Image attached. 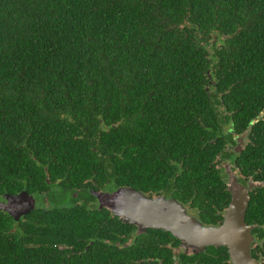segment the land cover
I'll use <instances>...</instances> for the list:
<instances>
[{"label":"trees","instance_id":"obj_1","mask_svg":"<svg viewBox=\"0 0 264 264\" xmlns=\"http://www.w3.org/2000/svg\"><path fill=\"white\" fill-rule=\"evenodd\" d=\"M227 167L264 179V0H0V196L53 203L0 210V264H132L77 199L152 187L217 224Z\"/></svg>","mask_w":264,"mask_h":264},{"label":"water","instance_id":"obj_2","mask_svg":"<svg viewBox=\"0 0 264 264\" xmlns=\"http://www.w3.org/2000/svg\"><path fill=\"white\" fill-rule=\"evenodd\" d=\"M243 146L244 138L240 137L235 152L240 153ZM235 173L227 167L232 200L221 226L206 227L190 216L186 207L177 200L165 196L150 198L131 187H121L113 193H93L99 198L101 208H107L122 221L138 226L139 232L148 228L161 229L180 239L186 251H202L209 246L226 247L233 264H259L251 256L253 236L251 227L245 222L249 190L255 184L249 182L248 187L240 184ZM34 208L35 200L26 191L0 196V210L16 221Z\"/></svg>","mask_w":264,"mask_h":264},{"label":"flooded vegetation","instance_id":"obj_3","mask_svg":"<svg viewBox=\"0 0 264 264\" xmlns=\"http://www.w3.org/2000/svg\"><path fill=\"white\" fill-rule=\"evenodd\" d=\"M237 138L238 137H236L235 140ZM236 146L237 143H235V145H232V150ZM235 172L240 184L247 187L249 186V182L255 184V186L249 190L253 212L249 213L248 208L245 222L248 226L251 227V233L253 236L251 256L259 264H264V179H255V176L252 177L249 175H245L240 171V169H236ZM225 180L226 185L228 186L229 175ZM121 187L122 186H116L110 189L103 188L95 191L102 193H113ZM147 189H149L147 192L143 190H136L144 193L150 198H156L160 196H165L168 199L174 198L171 195L163 193L162 191L155 190L152 187H149ZM93 192L94 191H92V189L89 190V193H91V195H93L95 199H91L89 201L85 200L83 197L78 198L79 194L75 193L73 196L75 198H78L75 202V204L77 205L76 208H82L83 211H87L94 219H97L100 216L103 225L111 224V220H114L115 218L118 219V217L114 215L111 210L107 208H101L100 200L97 196L94 195ZM230 195V201L228 202L227 207L221 213V220L217 224L209 223V220L215 219V217L209 212H202V210L197 206L186 205L180 201L179 202L186 207L187 212L190 216L195 217L204 226H221L224 222L226 211L232 200L231 192ZM33 198L35 200L34 210L41 207L42 204H46L48 207L53 205V203L50 202V198L48 196L47 199L43 200L35 196ZM68 203L72 204L74 202L68 201ZM43 209H45V207H43ZM31 213L22 216L19 221L25 220L26 216L30 215ZM125 223H127L130 228V232L128 234L129 239L121 246V248L123 247L130 250L132 249V251L135 252L136 249H141L140 253L132 252L130 254L124 255L125 260L130 261L132 264H233L228 252V248L226 247L209 246L202 251H186V249L183 247V242L180 239L174 237L170 232L153 228H148L146 231L139 232L140 229L138 226H135L130 222ZM78 240L82 243V245L76 250L78 253L86 252L89 249L90 245L102 246L103 243L109 242V239H104L102 237L101 232L94 229L92 230V236H90L89 239L80 238Z\"/></svg>","mask_w":264,"mask_h":264},{"label":"rangeland","instance_id":"obj_4","mask_svg":"<svg viewBox=\"0 0 264 264\" xmlns=\"http://www.w3.org/2000/svg\"><path fill=\"white\" fill-rule=\"evenodd\" d=\"M236 174V173H235Z\"/></svg>","mask_w":264,"mask_h":264}]
</instances>
